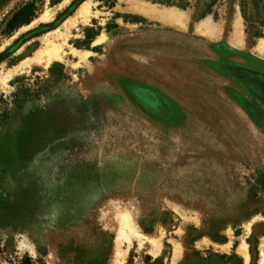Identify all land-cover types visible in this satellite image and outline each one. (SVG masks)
Here are the masks:
<instances>
[{"label": "rangeland", "instance_id": "obj_1", "mask_svg": "<svg viewBox=\"0 0 264 264\" xmlns=\"http://www.w3.org/2000/svg\"><path fill=\"white\" fill-rule=\"evenodd\" d=\"M242 1L0 0V264H264Z\"/></svg>", "mask_w": 264, "mask_h": 264}, {"label": "trees", "instance_id": "obj_2", "mask_svg": "<svg viewBox=\"0 0 264 264\" xmlns=\"http://www.w3.org/2000/svg\"><path fill=\"white\" fill-rule=\"evenodd\" d=\"M241 11L246 22L251 23L252 20L256 19L255 22L261 31L264 30V0H243ZM34 14L33 5H26L13 15L8 24L9 28L13 30L29 24Z\"/></svg>", "mask_w": 264, "mask_h": 264}, {"label": "bare ground", "instance_id": "obj_3", "mask_svg": "<svg viewBox=\"0 0 264 264\" xmlns=\"http://www.w3.org/2000/svg\"><path fill=\"white\" fill-rule=\"evenodd\" d=\"M143 6V5H142ZM84 9V8H83ZM142 12L144 14H148L149 16H153L151 13V11H149L148 9L144 8L141 9ZM83 11V10H82ZM86 12V11H85ZM89 12V11H88ZM57 44H52L51 42L49 44H47V46L40 52L41 55L46 57V60L51 62L53 60H61V47L64 43V40L62 37L58 36L57 37ZM73 53H78L77 51L73 50ZM122 221H124V225L126 228H129L130 230L132 229V227L130 226V219L127 216H122ZM122 223V222H121ZM121 225V224H120ZM120 227V226H119ZM119 229V228H118ZM136 233V232H135ZM120 237L123 236V232H120Z\"/></svg>", "mask_w": 264, "mask_h": 264}, {"label": "flooded vegetation", "instance_id": "obj_4", "mask_svg": "<svg viewBox=\"0 0 264 264\" xmlns=\"http://www.w3.org/2000/svg\"><path fill=\"white\" fill-rule=\"evenodd\" d=\"M259 78H260L262 81H264L263 78H262L261 76H259ZM262 81H261V82H262ZM261 82H260V83H261ZM261 86L264 87L262 84H261Z\"/></svg>", "mask_w": 264, "mask_h": 264}, {"label": "crops", "instance_id": "obj_5", "mask_svg": "<svg viewBox=\"0 0 264 264\" xmlns=\"http://www.w3.org/2000/svg\"><path fill=\"white\" fill-rule=\"evenodd\" d=\"M237 66H239V65H237Z\"/></svg>", "mask_w": 264, "mask_h": 264}]
</instances>
